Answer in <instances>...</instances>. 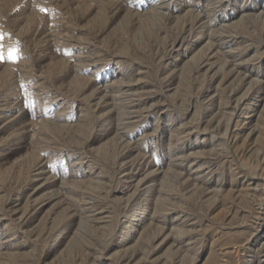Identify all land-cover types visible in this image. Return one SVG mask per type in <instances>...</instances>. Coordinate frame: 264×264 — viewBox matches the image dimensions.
Returning <instances> with one entry per match:
<instances>
[{
  "label": "rangeland",
  "instance_id": "obj_1",
  "mask_svg": "<svg viewBox=\"0 0 264 264\" xmlns=\"http://www.w3.org/2000/svg\"><path fill=\"white\" fill-rule=\"evenodd\" d=\"M0 264H264V0H0Z\"/></svg>",
  "mask_w": 264,
  "mask_h": 264
}]
</instances>
